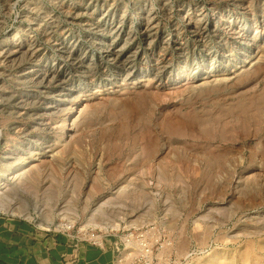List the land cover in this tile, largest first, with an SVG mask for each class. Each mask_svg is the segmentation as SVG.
<instances>
[{
  "label": "rangeland",
  "instance_id": "obj_1",
  "mask_svg": "<svg viewBox=\"0 0 264 264\" xmlns=\"http://www.w3.org/2000/svg\"><path fill=\"white\" fill-rule=\"evenodd\" d=\"M0 201L122 264H264V0H0Z\"/></svg>",
  "mask_w": 264,
  "mask_h": 264
},
{
  "label": "crops",
  "instance_id": "obj_2",
  "mask_svg": "<svg viewBox=\"0 0 264 264\" xmlns=\"http://www.w3.org/2000/svg\"><path fill=\"white\" fill-rule=\"evenodd\" d=\"M116 242L106 236L98 246L0 213V264H122Z\"/></svg>",
  "mask_w": 264,
  "mask_h": 264
},
{
  "label": "built area",
  "instance_id": "obj_3",
  "mask_svg": "<svg viewBox=\"0 0 264 264\" xmlns=\"http://www.w3.org/2000/svg\"><path fill=\"white\" fill-rule=\"evenodd\" d=\"M49 230V229H47ZM61 232L74 237L75 239H78L80 241H85V242H89L91 244L94 245H98V246H102L104 243V239H105V235L100 234V233H95V232H82V234L80 233V231H76L74 228H72V226H66L63 228V230H61ZM116 248L119 251V243L116 242Z\"/></svg>",
  "mask_w": 264,
  "mask_h": 264
},
{
  "label": "bare ground",
  "instance_id": "obj_4",
  "mask_svg": "<svg viewBox=\"0 0 264 264\" xmlns=\"http://www.w3.org/2000/svg\"><path fill=\"white\" fill-rule=\"evenodd\" d=\"M8 10V9H7ZM145 13V12H144ZM33 20V19H32ZM50 23V22H49ZM39 26V25H38ZM143 26V25H142ZM114 29V28H113ZM15 46V45H14ZM17 49V47H15ZM15 48H13V50L15 51ZM2 49V48H1ZM11 51V50H10ZM25 51V50H24ZM7 52V51H6ZM13 53V52H12ZM16 53V52H15ZM109 53V52H108ZM9 55V54H8ZM13 55V54H12ZM11 55V56H12ZM4 56V55H3ZM7 56V55H6ZM63 56V55H62ZM117 56V55H116ZM13 57V56H12ZM15 58V57H14ZM5 72V71H4ZM38 73V72H37ZM35 75V74H34ZM133 78V77H132ZM6 97V96H5ZM35 141V140H34ZM51 141V140H50ZM45 146V145H44ZM30 152V151H29ZM10 158V157H9ZM24 172V171H23ZM2 184V183H1ZM6 187V186H5ZM16 188V187H15ZM16 191V190H15ZM2 199V198H1ZM4 200V199H3ZM1 202V201H0ZM5 206L4 204H0V211H4L5 210Z\"/></svg>",
  "mask_w": 264,
  "mask_h": 264
}]
</instances>
